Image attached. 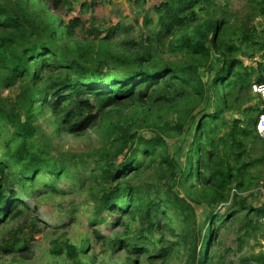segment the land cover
I'll use <instances>...</instances> for the list:
<instances>
[{"label":"trees","instance_id":"16d2710c","mask_svg":"<svg viewBox=\"0 0 264 264\" xmlns=\"http://www.w3.org/2000/svg\"><path fill=\"white\" fill-rule=\"evenodd\" d=\"M75 2L82 15L96 7ZM249 2L238 15L218 0H137L139 39L120 40L135 27L66 21L70 0H0V87L18 88L0 98V264L25 262L49 230L39 204L77 188L94 203L79 243L48 237L69 264H223L211 253L221 229L260 227L264 203L244 195L264 188L252 92L264 84V0ZM39 118L59 137H104L102 148L52 156Z\"/></svg>","mask_w":264,"mask_h":264},{"label":"rangeland","instance_id":"374dc122","mask_svg":"<svg viewBox=\"0 0 264 264\" xmlns=\"http://www.w3.org/2000/svg\"><path fill=\"white\" fill-rule=\"evenodd\" d=\"M83 0H80L82 2ZM250 0H218V2L228 5L229 11L233 14L242 13L248 6ZM137 0H92V3H96L94 9L89 10L85 15L79 11V3L75 0H70L72 7L75 9L69 16L65 19L68 21L72 18H81L82 20H87L93 17V24L98 28H107L110 25L122 24L125 26H134V33L129 35L122 34L120 40H125L126 38H138L140 25L135 23V19L140 20V16H137L135 6ZM88 30V27H85ZM129 38V39H131ZM139 39V38H138ZM118 40V39H117ZM246 65H250V62H246ZM18 92L17 87L11 89H4L0 87V98H14ZM39 126L42 127L43 131L46 133L47 138L50 139L51 144L54 149L50 150L51 155L55 156L56 152H68L77 153L82 155L83 158L90 156L93 151L102 148L101 141H104V137L92 134L86 138L75 140L67 136H57L53 133V129L50 128L42 118L38 119ZM179 141L175 142V146L178 147ZM183 149L186 146H182ZM89 165L92 161L89 160ZM72 168V167H71ZM70 168V173L73 169ZM83 172L82 167L79 169V173ZM72 174V173H71ZM68 187V183H66ZM263 187H258L253 191L247 192L244 197H248V194H253V197L249 198V203L253 207H260L264 203ZM73 193L68 197H60L54 201H43L39 204L38 216L42 223L48 226L49 230L41 233L34 234V241L32 242V251L23 263L15 262L11 259H6L4 263L7 264H69L62 256H54L50 253V243L48 237H68L73 243H79L80 237H82L84 231L86 230L87 221L91 217L94 211V203L91 202L88 196L89 190H79L78 188L72 190ZM33 207L32 202H30ZM75 210L74 214V224L70 227H64V234L61 232L57 236L51 235V232L60 231L57 229L60 225L68 226L69 213ZM217 211L219 213H224L226 209L224 206H220ZM173 216V214H172ZM260 225L256 229V226H250L243 218H240L239 222L233 225L227 224L223 229L222 233V244L213 250L219 252L223 256V264H264V260L260 262L261 255L264 256V216L257 220ZM175 226L179 229L178 222ZM105 229V227H102ZM106 231V230H105ZM259 259V260H258ZM178 260V259H173ZM171 262V264H180L179 261ZM95 264H123L122 258H103L99 259Z\"/></svg>","mask_w":264,"mask_h":264},{"label":"built area","instance_id":"2783aa9c","mask_svg":"<svg viewBox=\"0 0 264 264\" xmlns=\"http://www.w3.org/2000/svg\"><path fill=\"white\" fill-rule=\"evenodd\" d=\"M252 92L254 94L258 95L262 99L263 104H264V84L253 85L252 86ZM263 109H264V106H263ZM256 133L259 136V138L264 140V110L257 120ZM234 192L235 191L233 190L232 193H234ZM261 192H263V196H264V190H261Z\"/></svg>","mask_w":264,"mask_h":264}]
</instances>
